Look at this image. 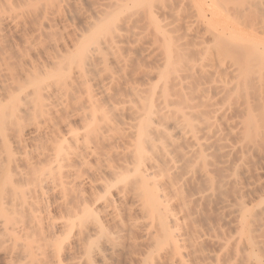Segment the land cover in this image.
Instances as JSON below:
<instances>
[{
  "label": "bare ground",
  "instance_id": "bare-ground-1",
  "mask_svg": "<svg viewBox=\"0 0 264 264\" xmlns=\"http://www.w3.org/2000/svg\"><path fill=\"white\" fill-rule=\"evenodd\" d=\"M20 1L30 21L0 11L32 56L0 63V206L22 239L6 264H109L138 239L142 264H264V0L232 19L219 0ZM204 202L231 236L197 224Z\"/></svg>",
  "mask_w": 264,
  "mask_h": 264
},
{
  "label": "rangeland",
  "instance_id": "rangeland-1",
  "mask_svg": "<svg viewBox=\"0 0 264 264\" xmlns=\"http://www.w3.org/2000/svg\"><path fill=\"white\" fill-rule=\"evenodd\" d=\"M13 2H17V3H11V0L9 1L10 2V4L11 5H13L14 6V10H13V15H15L16 16V14H17V16H18V14H20L19 16H18V18L16 17V20H18L20 17L21 18H24V19H27L28 18V20L30 21V17H29V13H30V11H28L26 8V6L24 7V9H23V2L22 1H20V0H12ZM239 1V2H238ZM241 1V2H240ZM243 1H244V3H243ZM246 0H219L218 1V4H219V8L221 9H219V12H223V16L224 17H226V16H229L228 18H230V19H232V18H234L236 15H237V13H238V11H236V9H235V7H234V4L237 6L236 8H240V11H241V9L242 10H249L248 9V6H249V4L248 3H246L245 2ZM7 3L8 2V0L7 1H4V0H2V2H1V0H0V11L2 10V11H5L6 10V8H8V6H7V4H5V6H4V3ZM8 2V3H9ZM20 2H22V3H20ZM238 2V3H237ZM249 2V1H248ZM18 4H20V5H18ZM237 4H239V7H238V5ZM242 4V5H241ZM245 4H248L247 5V9H246V7H245ZM17 5V7H15ZM242 7H241V6ZM2 6L4 7V10L2 9ZM250 7V6H249ZM20 8V9H19ZM244 8V9H243ZM24 10H26V13H25V11ZM20 11V12H19ZM24 12V15H22L23 14V12ZM28 11V12H27ZM186 11H189V13H187L186 15L187 16H189L190 14V16H195L196 15V13L194 12H192L191 13V10H189V9H187ZM221 12V13H222ZM242 12V11H241ZM253 13V19L255 20V18L258 16L259 18H260V14H258L257 16L256 15H254V13H255V10L252 12ZM209 14V16H210V13H208ZM185 15V16H186ZM14 16V17H15ZM22 16H24V17H22ZM25 16H28V17H26L25 18ZM30 16L32 17V15H31V13H30ZM257 17V18H258ZM251 18V17H250ZM257 18H256V20H257ZM31 19H33V18H31ZM252 19V20H253ZM253 20V21H254ZM34 21V23H36V21L35 20H33ZM32 20H31V22L30 23H32L33 22ZM58 21L59 20H57L56 21V24H55V22H54V29L56 30V28H57V26L59 27V28H57V30L60 32V31H62L63 30V28H64V25H63V22L60 20L59 22L61 23V24H58ZM77 23H78V27H80L79 26V24L81 25V23L79 22V21H77ZM33 24H31V25H29V29L27 28V32L28 33H31L32 32V29H30V26H32ZM183 25V24H182ZM179 25L178 27H177V31L179 32V33H181V34H183V35H185V34H187V33H189L188 32V30H187V28H186V30H185V25ZM61 26V27H60ZM33 27V29H34V25L32 26ZM60 29V30H59ZM194 29H198V27H196V28H194ZM193 29V31L190 33V35H189V37L192 35L193 36V38H191L192 39V41L194 40V38L196 39V37L198 36H195L194 37V35H196L197 34V32H198V34H201V31L203 32V30H200L201 28H199L198 30H200V31H198L197 30V32H196V30H194ZM30 30V31H29ZM251 30V29H250ZM250 30H248V31H246L247 33L250 31ZM252 31V30H251ZM194 32V33H193ZM200 32V33H199ZM246 32H243L244 34L246 33ZM44 34H46V33H44ZM42 35L41 37L43 38V36L45 37V36H47V35ZM249 34H250V40H251V35H253L254 33H251V32H249ZM246 35V34H245ZM261 35H263V34H259L258 36L261 38V37H263V36H261ZM191 36V37H192ZM244 36V35H243ZM255 36V35H254ZM9 39H8V38ZM7 37L6 38H2V37H0V40H1V42H0V44H2V45H4V44H6L5 46H1L0 47V63H11V64H13L14 62V68L13 69H16V70H18L19 68H20V66L22 65V66H25V67H27V64H28V59H29V57H32L31 55H28V52L30 53V48H29V45H28V43H27V41L24 39H20V38H18V37H16V36H12V34L10 35H7ZM10 37L12 38V39H10ZM15 37V38H14ZM41 37H40V39H41ZM257 37V36H256ZM18 38V39H17ZM47 38V37H46ZM247 38V37H246ZM253 38H255V37H253L252 36V39ZM260 38H258L257 40H259V41H256V43L258 42V45H256L258 48H259V46H260V48H262V46L260 45ZM8 41H6V40ZM248 39H249V35H248ZM4 42H3V41ZM43 40H47V39H45V38H43ZM5 41H6V43H5ZM189 41H190V43H192L191 42V40L189 39ZM263 42H264V40H262ZM10 42V43H9ZM23 42V43H22ZM25 42V43H24ZM255 42V41H254ZM263 42H261V44L263 43ZM11 44V45H9V44ZM15 43V44H14ZM253 43V42H252ZM9 45V46H8ZM24 45V48H22V46ZM17 46V47H16ZM27 46H28V48H27ZM13 47V48H12ZM14 47H16V48H18V51H22V49L24 50V51H22V53H21V55H20V57H19V55H18V51H17V49H15ZM29 50V51H28ZM14 52H16L17 53V61H16V59L14 60L13 58H10V57H12V55L11 54H13ZM24 52H25V54H24ZM9 55V56H8ZM26 55V57H23V56H25ZM15 56V58H16V54L14 53L13 54V57ZM6 57V58H5ZM28 57V58H27ZM19 58H20V60H19ZM26 58V59H25ZM264 58V57H263ZM11 59V60H10ZM5 60V61H4ZM10 60V61H9ZM12 60H14V61H12ZM23 60V61H22ZM25 60H26V62H25ZM3 61V62H2ZM16 62H17V64H16ZM25 65H24V64ZM11 64H9V67H10V69H11V72H12V65ZM17 66H16V65ZM16 67V68H15ZM1 91V90H0ZM0 136H1V132H0ZM40 138L41 137H44V136H39ZM37 138V136H36V139L35 138H28V137H25V138H27V140H26V142L24 143V149L26 150V151H35V150H39V148L40 149H42V145H43V143H45V141L46 140H44L45 138H41V140H39L40 138ZM33 140V142H32V140ZM29 140V141H28ZM43 140H44V142H43ZM28 141V142H27ZM41 142V143H40ZM26 144V145H25ZM42 144V145H41ZM39 145H40V147H39ZM25 146H27V148H25ZM35 148V149H34ZM28 149V150H27ZM3 158V159H2ZM1 159L3 160V162H2V160L0 159V163L2 162L3 163V165H2V163L0 164V169L1 168H3V169H6L5 168V166H6V163H5V160H4V157H2ZM259 161V162H258ZM262 161V162H261ZM258 163H259V167L257 166L258 165ZM264 162H263V159H257L256 160V164H255V166L254 167H256V168H264ZM2 169V170H3ZM263 175H264V173H263ZM262 174H261V176H263ZM264 177V176H263ZM262 177V178H263ZM2 179L0 178V183H2V181H1ZM4 184V183H3ZM2 184V185H3ZM1 185V186H2ZM262 186V187H261ZM261 186H260V191H263L264 190V182L263 183H261ZM3 187V186H2ZM193 193V191L192 192H189L188 193V195L189 194H192ZM230 196H232V194L230 195ZM8 201V200H7ZM6 201V203H10L9 204V206L6 204L5 205V208L4 207H1L0 208V222L2 223H0V243H2L1 245H0V264H6V262H5V254H6V252H9L10 250H9V247H8V245L10 246V244H11V246H10V248H11V250H15L16 251V249H20V248H18V246H20L21 244H22V239H20L21 240V242H20V240L15 236H13V234H12V232H13V230H9V229H11V227L13 228L14 227V225H15V217H10V216H16V215H14L13 213H12V210H9V208L11 209V202H10V200L7 202ZM205 203V202H204ZM203 203V204H204ZM210 205V206H209ZM202 206V207H201ZM195 207L196 208H200L199 210L201 211L202 209H204V210H202L201 211V213L202 214H200V216H199V218L200 219H198L197 218V224H201V227L202 228H204V229H206V230H211V232L213 233V231H212V228L213 229H215L216 230V234H217V231H218V234H220L219 236H220V238H226V237H229V236H231L232 234L231 233H233V231H232V229L230 228V226L229 225H227L224 221H223V219L221 218V216L219 215V213L216 211V213H215V208H211V204L209 203L208 204V202H207V204L205 203L204 205H201V203H199L198 205L196 204L195 205ZM4 210H3V209ZM215 209V210H214ZM6 210H7V212H6ZM8 210H9V214H8ZM11 211V212H10ZM52 213L54 214V213H58V211H57V208L55 209V208H53L52 209ZM4 214V215H3ZM9 215V216H8ZM219 215V216H218ZM2 216V217H1ZM7 217H8V219H7ZM13 218V219H12ZM5 219H6V221H5ZM9 220H11V221H9ZM13 220L15 221V222H13ZM5 223H6V225H5ZM8 223V224H7ZM14 223V224H13ZM10 224H12V226L10 225ZM199 224V225H200ZM5 226L7 227V228H5ZM9 226H10V228H9ZM215 226V227H214ZM206 227V228H205ZM210 227V228H209ZM9 228V229H8ZM15 228V227H14ZM218 228H220V229H218ZM6 231H8V232H6ZM15 231V230H14ZM4 232V233H3ZM221 232V233H220ZM6 233H8V234H6ZM5 234H6V237H4L5 236ZM217 234V235H218ZM224 234V235H223ZM12 235V236H11ZM8 236V237H7ZM3 238H6V239H3ZM253 238H254V240L256 241V242H258L260 245H262V246H264V230H261V231H258V232H256L254 235H253ZM10 240L9 242H8V240ZM19 240L18 242H15L16 240ZM1 240H2V242H1ZM7 240V241H6ZM13 240V241H12ZM142 240L143 239H140V241H139V239L137 240V242H136V246H135V249H134V245H131L130 247H129V245H127V247H128V250L129 251H127V252H129V253H119V254H116V256H114L112 259H113V261L111 260L110 261V263L109 264H142L140 261L141 260H138V259H141L142 257H144L143 256V254L145 255V254H147V253H145V252H149L148 250H147V248H150L151 249V244H149V242L147 243V241L145 240H143L144 242H142ZM6 241V242H5ZM12 241V242H11ZM138 242H139V244H138ZM9 243V244H8ZM17 243H20L19 245L17 244ZM143 244V245H140V244ZM5 244V245H4ZM14 244V245H13ZM15 244H16V249H14L15 248ZM205 246H203V248L202 249H205V250H210V251H212V250H216L217 252L219 251V248H217V247H215L214 245H213V248H212V244L210 245V243H206V244H204ZM5 246H7V248L5 247ZM2 247V248H1ZM132 247V248H131ZM204 247H206V248H204ZM214 247H215V249H214ZM7 249H8V251H7ZM149 249V250H150ZM212 249V250H211ZM12 251V252H13ZM133 252V253H132ZM136 252V253H135ZM142 252H143V254H142ZM138 253H140V255L138 254ZM33 254H35V256L33 255ZM33 254H29V255H26L24 258H26V259H24L23 258V260L22 259H20V261H19V263L18 264H32V263H34V264H38L39 263V257L38 258H36V253L34 252ZM121 254V255H120ZM127 254V255H126ZM137 254V255H136ZM118 255V256H117ZM38 256V255H37ZM28 257H29V259H28ZM31 257V258H30ZM71 257L72 256H70V257H68L69 259H67L66 260V262L67 263H70V261H71ZM75 257V258H74ZM79 257V255L78 254H76V256L75 255H73V258L72 259H76V258H78ZM138 257V258H137ZM4 260H3V259ZM116 258V259H115ZM128 258V259H127ZM35 259V260H34ZM192 259V258H191ZM69 260V261H68ZM115 260V261H114ZM126 260V261H125ZM127 260H129V261H127ZM130 260H132V261H130ZM200 260V259H199ZM22 261V262H21ZM28 261V262H27ZM137 261H139V262H137ZM195 261V260H194ZM193 261V262H194ZM5 262V263H4ZM30 262V263H29ZM38 262V263H37ZM65 262V264H67ZM72 262V261H71ZM114 262V263H113ZM196 262L198 263V261L196 260ZM200 262H201V264H209L210 263V261H206V259L205 260H203V261H201L200 260ZM203 262H205V263H203ZM17 263V262H16ZM163 263H165V264H167L165 261H162L161 263L159 262V263H157V264H163ZM195 263V262H194ZM197 263H195V264H197ZM222 263H226L227 264V261H225V262H222ZM229 263V262H228ZM193 264V263H192ZM240 264H243V262H241Z\"/></svg>",
  "mask_w": 264,
  "mask_h": 264
}]
</instances>
